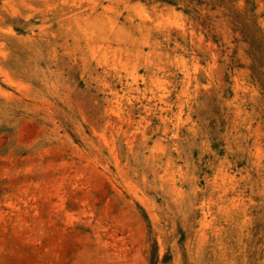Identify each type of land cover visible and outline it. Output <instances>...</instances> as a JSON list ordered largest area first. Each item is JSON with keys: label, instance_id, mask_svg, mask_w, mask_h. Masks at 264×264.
<instances>
[{"label": "rangeland", "instance_id": "obj_1", "mask_svg": "<svg viewBox=\"0 0 264 264\" xmlns=\"http://www.w3.org/2000/svg\"><path fill=\"white\" fill-rule=\"evenodd\" d=\"M0 264H264V0H0Z\"/></svg>", "mask_w": 264, "mask_h": 264}]
</instances>
